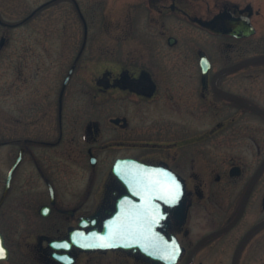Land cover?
I'll list each match as a JSON object with an SVG mask.
<instances>
[{"label":"flooded vegetation","instance_id":"1","mask_svg":"<svg viewBox=\"0 0 264 264\" xmlns=\"http://www.w3.org/2000/svg\"><path fill=\"white\" fill-rule=\"evenodd\" d=\"M127 11L122 43L69 62L57 106L16 107L0 264H264V0Z\"/></svg>","mask_w":264,"mask_h":264},{"label":"rangeland","instance_id":"2","mask_svg":"<svg viewBox=\"0 0 264 264\" xmlns=\"http://www.w3.org/2000/svg\"><path fill=\"white\" fill-rule=\"evenodd\" d=\"M49 1L0 0L2 19L8 23L21 22L16 26L0 24V34L8 38L0 47V142L13 138L15 109L23 107L21 110L26 111L32 100L30 96L42 102L47 100L50 91L49 102L57 106L64 70L68 69L69 62L75 58L85 39L82 60L95 56L98 47L106 49L114 38L121 43L124 41L129 26L127 7L137 3V0H78L87 20L86 35L84 22L73 0H54L46 5ZM62 63L67 65L64 67ZM32 83L35 84L33 89L30 88ZM84 90L85 96L89 91L93 94L92 89L86 87ZM88 99L94 101L91 94ZM114 103H121V100L116 99ZM99 105L110 104L100 101ZM26 115L19 114V118ZM109 116L111 113L105 115L106 118ZM18 128L21 136L30 132L27 124ZM10 145L0 146V171L3 172L10 168L16 155ZM66 165L69 170V162ZM70 182L68 178L67 186L73 185Z\"/></svg>","mask_w":264,"mask_h":264},{"label":"water","instance_id":"3","mask_svg":"<svg viewBox=\"0 0 264 264\" xmlns=\"http://www.w3.org/2000/svg\"><path fill=\"white\" fill-rule=\"evenodd\" d=\"M207 25H209L210 27H219L220 26V24H218V20L217 19L212 20ZM4 42H5V37H2L0 43L3 44ZM20 159H21V156L18 157L17 161L15 162L13 167L11 168L10 172L14 171V169L16 168L17 164L19 163ZM185 208H186V204L184 202V205L182 206L181 214H180L181 218L185 217ZM2 242H3V238H2V235L0 234V252H1V247L3 248Z\"/></svg>","mask_w":264,"mask_h":264}]
</instances>
